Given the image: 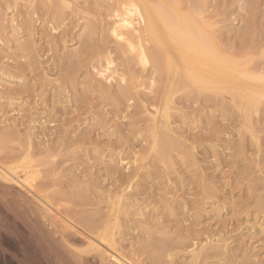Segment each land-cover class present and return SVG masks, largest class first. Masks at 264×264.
I'll use <instances>...</instances> for the list:
<instances>
[{
	"label": "rangeland",
	"instance_id": "374dc122",
	"mask_svg": "<svg viewBox=\"0 0 264 264\" xmlns=\"http://www.w3.org/2000/svg\"><path fill=\"white\" fill-rule=\"evenodd\" d=\"M118 2L0 0L1 163L33 167L37 187L62 213L116 214L117 247L137 264L154 261L145 241L163 238L173 256L162 263L258 264L264 100L244 111L232 85L210 90L144 68L111 36ZM167 3L170 17L196 23L237 70L264 75V0ZM167 51L155 48L161 66ZM3 231L7 248L21 255ZM79 241L70 245L83 249ZM95 256L91 264H115Z\"/></svg>",
	"mask_w": 264,
	"mask_h": 264
},
{
	"label": "bare ground",
	"instance_id": "6f19581e",
	"mask_svg": "<svg viewBox=\"0 0 264 264\" xmlns=\"http://www.w3.org/2000/svg\"><path fill=\"white\" fill-rule=\"evenodd\" d=\"M177 1L178 0H172L175 7H178ZM166 5L170 6L167 0H159L157 4L149 3L148 0H120V2H118V8L115 10V18L110 30L111 36L120 46L123 45L125 47L124 49L127 50L126 53L131 51L135 58H137V62L144 66V68L147 64H153L152 66H155L153 68H156L155 70H158L160 73L163 68V71L165 70L167 73L176 72V74L179 75L177 76L179 79L182 74L184 82L188 83V85L210 90H215L218 87L221 88L226 84L229 85L230 88L232 85L233 88L236 89L235 91H237L236 94L238 96H236H241L240 98L243 97L245 99L242 103L245 104L246 102L245 109L243 105L244 111L252 109L255 103V106H258L257 100L264 97V83H261V74L251 77L250 74L252 72L247 74L246 70L245 72H243L244 70H237L234 61L225 57L222 58L223 54L219 52L220 57L218 49L209 42L211 40L203 33V35H200L201 32L198 30L199 27H197V29L196 27L193 28L192 25L196 26V23V25L188 24L189 22L185 21L186 18L182 19L184 17H178L176 14V17H170V14L165 9ZM173 10L176 11V9ZM144 42H151L152 47L150 46L151 44L146 47ZM155 48L162 49L165 52L168 50L162 66L158 62ZM169 49L178 52L181 67L177 66L178 68L180 67V69L177 68V62H174V58L170 57ZM249 77L254 83H252L253 81H248ZM122 78L121 80H123ZM176 86L177 84L175 87ZM179 87L177 86V88ZM20 165L22 169L19 170L20 167L13 162H8L7 164L1 163L0 161V223L5 230L8 229L9 232H7L10 233V235H8L13 237L14 243L16 242L21 251V255H18L17 252L11 251V249H8L9 247L7 248L4 241V231L3 228L0 227V260L2 259V264H6L10 261L15 264H29L30 262V264H91L93 260H95L94 258H96L95 252L100 259L105 260L109 258L115 264H137L135 260L126 257L119 247H117L115 227L119 226V222H117L118 216L115 212V215H113L112 212L110 213L109 211L103 219H95L87 215L88 212L85 214L82 211H72L70 209L69 212L66 208V212L64 211L65 213H62L56 206L54 207V205H57L58 201L53 204L52 198L51 201L48 196L42 194V188L39 189L40 186L37 187L35 183L36 175L33 172H36V170H33V167H30L33 168L30 169L29 166ZM73 197H75V195ZM118 199L119 198H117V200ZM68 200H70V198ZM96 218L98 217L96 216ZM153 230H155V228ZM75 237L80 240L79 242L84 246L83 249H81L82 246L80 248H75L73 245H70ZM164 239L165 238L156 240V242L153 240H148L149 242L144 240V244H146V246L143 244V247H146V249L142 247L144 250L148 249L147 246L150 245L153 248L154 245L153 252L152 248L150 251L154 257L153 264H173L171 261L162 263L164 255L169 257L173 256V254L171 255L169 252L170 249L167 250L168 240L165 241L166 239ZM169 242H171V240ZM179 243L178 248H180ZM174 244H176L174 246H177L176 242ZM206 247H200L199 249L204 248L203 252H205L207 249ZM209 247L215 248L212 246ZM211 248L208 249L210 250ZM193 250L196 252L195 249ZM193 250L192 252L190 251L191 253L189 250L187 252L185 251V253L187 255L189 254L188 256L190 257L194 256L196 254L193 253ZM214 250H210V252L212 251V253H215ZM93 251L94 255H92ZM198 253L199 250L197 254ZM207 254H204V256ZM199 256L200 254H198L197 258ZM202 256L203 254L201 253V257ZM169 257H167V259ZM165 258H163V260ZM171 259L170 257L169 260ZM191 260H193V258Z\"/></svg>",
	"mask_w": 264,
	"mask_h": 264
},
{
	"label": "snow or ice",
	"instance_id": "6c2138e0",
	"mask_svg": "<svg viewBox=\"0 0 264 264\" xmlns=\"http://www.w3.org/2000/svg\"><path fill=\"white\" fill-rule=\"evenodd\" d=\"M260 80L261 83H264V75H261ZM262 100H264V97H262ZM234 264H239V262H234ZM258 264H264V260L259 261Z\"/></svg>",
	"mask_w": 264,
	"mask_h": 264
}]
</instances>
